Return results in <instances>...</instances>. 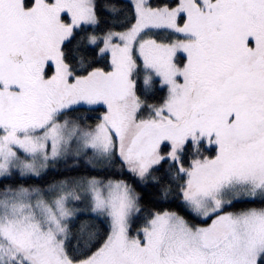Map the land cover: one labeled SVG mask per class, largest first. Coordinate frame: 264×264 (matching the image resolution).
<instances>
[{
	"label": "snow or ice",
	"instance_id": "snow-or-ice-1",
	"mask_svg": "<svg viewBox=\"0 0 264 264\" xmlns=\"http://www.w3.org/2000/svg\"><path fill=\"white\" fill-rule=\"evenodd\" d=\"M0 264H264V0H0Z\"/></svg>",
	"mask_w": 264,
	"mask_h": 264
}]
</instances>
